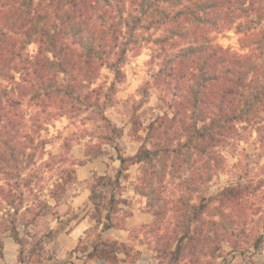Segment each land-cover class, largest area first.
I'll return each instance as SVG.
<instances>
[{"label": "clouds", "instance_id": "9594fccd", "mask_svg": "<svg viewBox=\"0 0 264 264\" xmlns=\"http://www.w3.org/2000/svg\"><path fill=\"white\" fill-rule=\"evenodd\" d=\"M0 264H264V0H0Z\"/></svg>", "mask_w": 264, "mask_h": 264}, {"label": "trees", "instance_id": "16d2710c", "mask_svg": "<svg viewBox=\"0 0 264 264\" xmlns=\"http://www.w3.org/2000/svg\"><path fill=\"white\" fill-rule=\"evenodd\" d=\"M74 37H77L80 43L85 44L87 47L91 48L92 40L91 36L83 32L79 26L73 25L71 28ZM53 47L55 44L53 43Z\"/></svg>", "mask_w": 264, "mask_h": 264}]
</instances>
